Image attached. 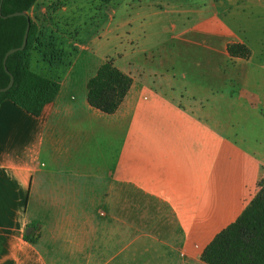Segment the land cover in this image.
<instances>
[{
    "label": "crops",
    "instance_id": "crops-1",
    "mask_svg": "<svg viewBox=\"0 0 264 264\" xmlns=\"http://www.w3.org/2000/svg\"><path fill=\"white\" fill-rule=\"evenodd\" d=\"M237 1L240 11L226 0L221 13L211 0L208 13L188 10L194 18L178 28L170 22L169 39L205 48L204 82L161 71L144 28L126 32L130 45L144 43L139 54L112 60L132 85L111 115L88 105L90 77L74 67L57 73L33 51L30 68L60 89L37 117L0 103V264H205L204 248L237 219L264 176L253 136L264 93L249 83L252 70L264 76L255 58L264 52L249 44L244 19L246 11L264 16V0ZM35 5L28 15L39 47L78 45L58 37L50 17L40 21ZM234 43L249 57L231 58L226 48ZM167 63L177 64L176 56ZM217 109L218 122L210 116ZM30 227L36 243L23 238Z\"/></svg>",
    "mask_w": 264,
    "mask_h": 264
},
{
    "label": "rangeland",
    "instance_id": "rangeland-1",
    "mask_svg": "<svg viewBox=\"0 0 264 264\" xmlns=\"http://www.w3.org/2000/svg\"><path fill=\"white\" fill-rule=\"evenodd\" d=\"M225 2L226 0H214L221 13L225 9ZM229 2L236 6L239 1L229 0ZM212 3L211 0H39L35 5V11L40 15L39 20L45 19L46 21L47 17H50L51 23L55 24V28L58 30L56 34L58 37L66 34L67 38L71 37L78 44L57 40L53 48L38 47L39 57H43L51 64L56 63L55 71L57 73L63 74L66 69L74 67L75 72L84 74L87 79L106 61L115 59L114 62H119L125 60L130 54H139L142 50L139 45L144 42L140 41L139 45L136 43L130 45L126 32L142 27L148 35L144 44H148L146 49H150L152 62L155 64L164 62L167 66L160 65L161 71L170 74V76L185 75L186 83L204 82L205 74L209 72L208 66L203 60L206 54L205 48L178 45L177 41L169 39L171 35L176 34L173 33L170 22L173 21L177 28L184 23L187 24L194 18L193 15L187 13L188 10L196 9L199 13L205 14L211 9ZM234 6V10L240 11L239 7ZM47 9L50 15H44L42 18V10ZM64 9L67 12L63 13ZM112 11L115 14H112ZM225 16L227 15L225 14ZM226 18L230 21L229 17ZM244 19H246V34L249 44H253L254 48L259 50L258 52H264V16L256 17V14L252 15L246 11ZM45 21L42 22L45 24ZM107 23L111 27L106 26ZM105 27L108 28L105 29ZM236 27L240 29L238 24ZM73 30H75L74 33ZM99 33H108L105 40H94V37ZM115 35L118 36V40ZM41 37H39V41ZM198 40L200 42L202 39L198 38ZM159 41L163 47L153 48ZM173 56H176L178 63L168 64L167 61ZM255 58L259 65L264 67V54L259 57L255 56ZM196 59L199 60L194 63ZM258 72L257 69L251 71L249 83L256 90L264 93V80H261L264 79V76ZM195 75H198V79L194 78ZM229 114L226 112L227 117ZM231 114L235 116L238 113L232 112ZM210 116L213 121L218 122L222 120L223 112L217 109L210 112ZM260 123L262 124L257 126L253 136L257 140L258 149L263 153L264 116ZM248 130L252 132L254 128Z\"/></svg>",
    "mask_w": 264,
    "mask_h": 264
},
{
    "label": "trees",
    "instance_id": "trees-1",
    "mask_svg": "<svg viewBox=\"0 0 264 264\" xmlns=\"http://www.w3.org/2000/svg\"><path fill=\"white\" fill-rule=\"evenodd\" d=\"M37 0H0V88L12 86L0 93V103L11 101L25 112L39 116L45 105L57 96L60 85L56 80L42 76L30 68L33 51L39 47L37 26L28 15ZM15 12L27 16L3 18ZM29 23L27 43L22 51L8 56L6 69L3 58L7 51L18 48ZM231 58L246 59L249 49L240 43L226 48ZM132 79L121 72L112 61L101 64L87 82L88 105L105 115L114 114L127 96ZM258 190L237 219L217 233L201 253L205 264H264V176L258 182ZM24 240L36 243L33 234H25Z\"/></svg>",
    "mask_w": 264,
    "mask_h": 264
},
{
    "label": "water",
    "instance_id": "water-1",
    "mask_svg": "<svg viewBox=\"0 0 264 264\" xmlns=\"http://www.w3.org/2000/svg\"><path fill=\"white\" fill-rule=\"evenodd\" d=\"M13 16H27V15L24 12H15V13L9 14V15L3 17V18L13 17ZM28 31H29V23L27 24V27H26V30H25V33H24V36H23L22 44L18 48L10 49L9 51H7L5 53L4 58H3V65H4V69H5V71L7 73H8V71L6 69V60H7L9 55H11V54H13V53H15L17 51H22L25 48L26 43H27ZM12 84H13V76L11 74H9L8 85L6 87H4V88H0V93L6 92L12 86ZM31 229H32L31 227L28 228L26 230V234H28L31 231Z\"/></svg>",
    "mask_w": 264,
    "mask_h": 264
}]
</instances>
